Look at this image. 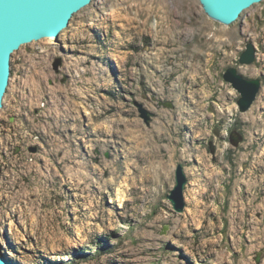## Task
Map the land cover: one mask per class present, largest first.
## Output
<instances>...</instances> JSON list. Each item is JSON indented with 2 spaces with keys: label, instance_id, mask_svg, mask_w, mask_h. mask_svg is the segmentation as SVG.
Here are the masks:
<instances>
[{
  "label": "rangeland",
  "instance_id": "rangeland-1",
  "mask_svg": "<svg viewBox=\"0 0 264 264\" xmlns=\"http://www.w3.org/2000/svg\"><path fill=\"white\" fill-rule=\"evenodd\" d=\"M231 68L260 82L246 112ZM11 76L0 255L264 264V1L226 25L199 0H94L14 52ZM180 165L183 212L168 199Z\"/></svg>",
  "mask_w": 264,
  "mask_h": 264
},
{
  "label": "water",
  "instance_id": "water-1",
  "mask_svg": "<svg viewBox=\"0 0 264 264\" xmlns=\"http://www.w3.org/2000/svg\"><path fill=\"white\" fill-rule=\"evenodd\" d=\"M94 0H0V109L11 78V59L22 46L45 38L59 39L68 28L75 14L89 6ZM205 13L220 23L230 25L241 14L264 0H199ZM255 60V48L248 45L240 63L251 64ZM224 78L241 94L240 108L246 112L253 104L260 88V82L238 75L236 69H229ZM237 143H235L236 145ZM187 177L182 165L176 172V186L168 199L174 209L183 212L184 190ZM0 264H18L6 255H0Z\"/></svg>",
  "mask_w": 264,
  "mask_h": 264
},
{
  "label": "trees",
  "instance_id": "trees-1",
  "mask_svg": "<svg viewBox=\"0 0 264 264\" xmlns=\"http://www.w3.org/2000/svg\"><path fill=\"white\" fill-rule=\"evenodd\" d=\"M12 77V76H11Z\"/></svg>",
  "mask_w": 264,
  "mask_h": 264
}]
</instances>
